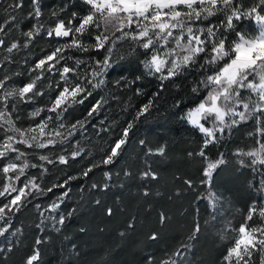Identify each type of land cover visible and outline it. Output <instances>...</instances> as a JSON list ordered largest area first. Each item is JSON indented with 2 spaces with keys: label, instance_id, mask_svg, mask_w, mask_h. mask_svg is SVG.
<instances>
[{
  "label": "trees",
  "instance_id": "trees-1",
  "mask_svg": "<svg viewBox=\"0 0 264 264\" xmlns=\"http://www.w3.org/2000/svg\"><path fill=\"white\" fill-rule=\"evenodd\" d=\"M8 2L0 0L4 6ZM254 2L240 0L244 8L251 7ZM39 3L42 15L37 21L28 18L31 0H24V10L17 13L20 20L9 31L8 42L16 40L23 45V33L33 24H42L45 29L53 27V13L67 21L73 13L83 16L89 10L83 0H39ZM222 19L220 14L210 17L209 22L219 25ZM198 26L206 27L207 24ZM256 30L257 24L250 19L238 22L235 29L246 36L254 35ZM95 34L94 31L91 33L92 36ZM225 35L229 43L236 40L232 31ZM84 40L88 44L94 43L89 36ZM69 42L68 39L49 38L42 31L28 48L21 47L13 54L14 63L0 68V79L8 74L12 76L9 87L22 86L35 75L28 69L38 59ZM5 54L0 51V59ZM106 54L103 50L81 53L73 49L66 56L72 57L68 65L74 67L75 59L94 62L102 60ZM146 59L145 51L132 41L118 42L112 57L116 71L109 68L104 84L94 89L83 105L70 109L66 116V124L85 119L91 105L103 97V108L87 122L86 128L65 145L57 144L44 150L17 145L27 154L29 164H39L40 155H48L53 161L59 155H69L76 141L85 149V154L75 160L69 159L67 164H45L47 171L43 173L39 167H30L26 177L16 182L15 186L19 187L25 179L36 177L44 192L30 196L20 211L9 217L12 228L0 236V264H25L35 248L39 249L36 264H148L149 257L154 264H160L182 244L188 245L181 258L183 264H224L227 249L234 243L238 227L245 222L251 206H256L257 214L248 221L249 226L264 225V218L258 214L259 209L264 208V167L257 165L254 171L248 158H244L248 166H241L238 162L241 158L235 155L238 149L248 151L257 146L256 137L249 135L256 131V121L249 120L223 134L217 133V142L205 149L206 158L200 157L197 153L205 135L188 122L186 110L207 94L201 80L210 72L199 68L204 58L200 57L199 63L183 74L167 80H161L160 74H150L143 64ZM79 71L86 69L81 67ZM72 79L75 81V77ZM54 80H59V76H49L41 82L45 91L43 97L36 98L33 103L17 105L12 117L14 120L19 117L16 127L27 129L48 115L44 112L35 120L30 117L32 111L46 107L54 98L55 85L49 88ZM197 85H200L199 90L194 93L192 89ZM149 100L153 102L152 107L137 120V112ZM130 121L134 127L122 153L114 163L102 164L110 146L120 138L122 129ZM54 126L53 121L50 127ZM141 140L145 141L144 145ZM161 146L165 148L163 155L156 152ZM189 153L193 155L189 156ZM221 158L224 163L213 173L211 183L202 184L203 168L208 162ZM8 162L7 159L0 160V168ZM93 165L96 166L84 177L82 173ZM149 170L156 174V179L142 176ZM106 172L109 177L105 176ZM126 172L129 175H125ZM70 176L78 179L71 180L67 189L55 187L51 192L47 191ZM189 180L192 187L185 183ZM6 182V177L0 174V190ZM93 184L98 187L93 188ZM105 184L109 186L107 190H104ZM65 190L69 195L60 207L47 211ZM6 203L8 199L0 198V205ZM108 209L112 210L111 215ZM161 213L166 217L163 224ZM61 215L65 217L64 223L54 225L50 218L58 221ZM196 222L200 224V231L197 238L190 241ZM130 224L134 227H129ZM13 232H16L15 236ZM154 232L158 235L156 240L150 239ZM37 239L42 241L40 245H36ZM261 259V254L254 253L252 264H261Z\"/></svg>",
  "mask_w": 264,
  "mask_h": 264
},
{
  "label": "snow or ice",
  "instance_id": "snow-or-ice-1",
  "mask_svg": "<svg viewBox=\"0 0 264 264\" xmlns=\"http://www.w3.org/2000/svg\"><path fill=\"white\" fill-rule=\"evenodd\" d=\"M83 2L89 9L86 14L78 16L73 13L72 18L65 21L53 13L55 26L45 29L42 24H33L23 33L25 37L23 45L16 40L8 42L7 37L13 26L19 23L20 17L17 13L24 10V0H9L6 6L0 3L2 21L0 51L6 53L0 59V68L14 63L13 54L18 53L21 47L28 48L42 31H45L49 38H67L70 41L38 59L28 69L29 73L35 75L22 86L9 87L12 76L8 74L0 79V132L3 133V139L0 140V160L9 161L0 168V174L7 179L0 190V198L8 199V203L0 205V236H4L12 228L9 217L19 212L30 196L42 195L44 192L36 177L25 179L21 186H15L16 182L21 181V177H26L28 168L39 167L43 173L47 171L45 164L54 162L67 164L69 159L75 160L85 154V149L76 141L74 150L69 155H59L56 161L50 159L48 155H40L39 164H29L27 154L17 145L22 144L26 148L37 150H44L57 144L65 145L71 143L75 135L86 128L87 122L97 116L103 108L105 103L103 97L91 105L85 119L66 124V116L70 109L76 105H83L93 95V90L104 84V76L109 68L116 71L112 57L113 50L120 41L130 40L142 48L147 56L143 62L145 69L150 74H160L161 80L183 74L196 66L199 58L203 57L204 62L199 63V68L201 71L210 72L201 80L207 94L186 114L188 122L205 135L204 143L197 155L206 158L205 149L209 144L217 142V133L223 134L227 129L255 120L256 131L249 135L256 137L257 146L248 151L238 149L235 155L241 158L238 161L241 166H248L245 165L244 159L248 158L254 171L257 165L264 167V0H255L248 8H244L240 0H83ZM31 5L28 18L39 21L42 15L39 0H31ZM220 14L224 19L219 25L209 22L210 17H217ZM245 19L254 20L258 25L256 35L246 36L235 31L237 23ZM201 24L207 26H198ZM93 31L96 33L94 36L91 35ZM229 31L236 36V40L230 43L225 35ZM85 36H89L94 43H86ZM73 49L81 53L103 50L107 54L102 60L97 59L94 62L75 59V66L70 67L68 60L72 57L66 56V53ZM81 67L86 71H79ZM49 76H59V80L49 84V88L55 85L54 98L49 100L46 107L32 111L30 117L35 120L44 112L48 115L27 129L16 127L19 117L17 116L16 120L12 117L17 105L33 103L36 98L43 97L45 91L41 87V82ZM119 83L118 81L117 86ZM199 87L200 85H197L192 91L198 92ZM137 92L139 93V90ZM152 105V100L143 105L137 112L136 119L147 113ZM210 120L212 126L206 127ZM53 121L55 126L50 127ZM133 127V122L127 123L120 138L110 146L101 161L102 164L114 163L127 144ZM140 143L144 145L145 141L141 140ZM151 151L149 149L150 153ZM156 152L163 155L165 148L161 146ZM191 155L193 154L189 153V156ZM223 163V158L208 162L203 168L201 183L210 184L213 173ZM95 166L86 169L82 175L87 177ZM125 175L129 173L126 172ZM105 176L109 177V173L106 172ZM142 176L157 178L150 170L143 172ZM74 179L78 177L70 176L47 191L51 192L55 187L67 189L69 182ZM185 183L189 187L193 186L190 180ZM92 187L98 186L93 184ZM103 187L107 190L109 186L105 184ZM147 194L145 192V195ZM68 195L69 191L62 192L57 201L49 205L47 211L59 208ZM211 199L215 200V197L211 196ZM108 214H112L111 209H108ZM256 214L257 208L253 205L249 208L245 222L239 226L234 243L227 249L223 258L224 264H252L254 253L262 255L261 264H264V225L253 228L248 224ZM258 214L264 218V208H260ZM50 219L54 225L56 223L62 225L65 217L61 215L58 221L54 217ZM165 220V215L161 213L160 222L163 224ZM129 227L134 225L130 224ZM199 231L200 224L196 222L189 240H195ZM13 235L15 236L16 232H13ZM157 238V233H152L150 239ZM35 243L40 245L42 241L37 239ZM8 250L11 251V248ZM187 250L188 245L182 244L167 259L160 261V264H183L181 258ZM38 259L39 249L35 248L33 253L27 256L25 264H36ZM148 264H154L151 257L148 258Z\"/></svg>",
  "mask_w": 264,
  "mask_h": 264
},
{
  "label": "rangeland",
  "instance_id": "rangeland-1",
  "mask_svg": "<svg viewBox=\"0 0 264 264\" xmlns=\"http://www.w3.org/2000/svg\"><path fill=\"white\" fill-rule=\"evenodd\" d=\"M257 32H258V25H257L256 33H255L254 35H256ZM254 35H252V36H254ZM200 100H201V99H200ZM200 100H199L198 102H196L193 106H191L190 108H188V109L186 110V114H187V112H188L190 109L194 108V107L196 106V104L200 102ZM186 117H187V116H186ZM205 126H206V127H211V126H212V121H211V120L208 121V123H207ZM238 228H239V227H238Z\"/></svg>",
  "mask_w": 264,
  "mask_h": 264
},
{
  "label": "water",
  "instance_id": "water-1",
  "mask_svg": "<svg viewBox=\"0 0 264 264\" xmlns=\"http://www.w3.org/2000/svg\"><path fill=\"white\" fill-rule=\"evenodd\" d=\"M55 26V23H54V25H53V27ZM64 39H67V38H64Z\"/></svg>",
  "mask_w": 264,
  "mask_h": 264
}]
</instances>
